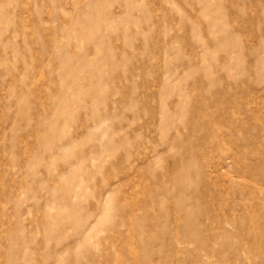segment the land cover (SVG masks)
<instances>
[{
  "label": "rangeland",
  "instance_id": "rangeland-1",
  "mask_svg": "<svg viewBox=\"0 0 264 264\" xmlns=\"http://www.w3.org/2000/svg\"><path fill=\"white\" fill-rule=\"evenodd\" d=\"M0 264H264V0H0Z\"/></svg>",
  "mask_w": 264,
  "mask_h": 264
}]
</instances>
